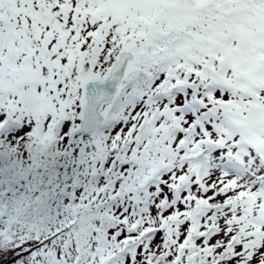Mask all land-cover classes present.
Returning a JSON list of instances; mask_svg holds the SVG:
<instances>
[{
    "label": "snow or ice",
    "instance_id": "1",
    "mask_svg": "<svg viewBox=\"0 0 264 264\" xmlns=\"http://www.w3.org/2000/svg\"><path fill=\"white\" fill-rule=\"evenodd\" d=\"M0 264H264V0H0Z\"/></svg>",
    "mask_w": 264,
    "mask_h": 264
}]
</instances>
